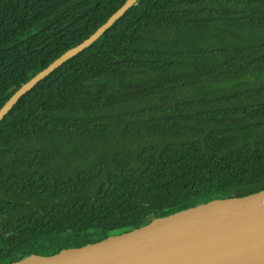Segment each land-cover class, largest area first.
<instances>
[{
	"label": "trees",
	"instance_id": "trees-1",
	"mask_svg": "<svg viewBox=\"0 0 264 264\" xmlns=\"http://www.w3.org/2000/svg\"><path fill=\"white\" fill-rule=\"evenodd\" d=\"M127 0H0V109ZM264 190V0H139L0 121V264Z\"/></svg>",
	"mask_w": 264,
	"mask_h": 264
},
{
	"label": "water",
	"instance_id": "water-1",
	"mask_svg": "<svg viewBox=\"0 0 264 264\" xmlns=\"http://www.w3.org/2000/svg\"><path fill=\"white\" fill-rule=\"evenodd\" d=\"M139 0L126 3L93 35L25 83L0 109V121L22 96L92 45ZM12 264H264V190L214 199L99 242L32 254Z\"/></svg>",
	"mask_w": 264,
	"mask_h": 264
}]
</instances>
